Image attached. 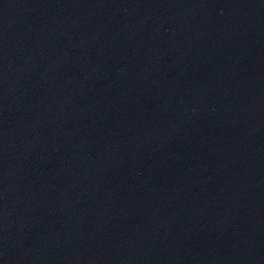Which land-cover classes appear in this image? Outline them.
Instances as JSON below:
<instances>
[{"label": "water", "instance_id": "1", "mask_svg": "<svg viewBox=\"0 0 264 264\" xmlns=\"http://www.w3.org/2000/svg\"><path fill=\"white\" fill-rule=\"evenodd\" d=\"M0 264H264V0H0Z\"/></svg>", "mask_w": 264, "mask_h": 264}]
</instances>
